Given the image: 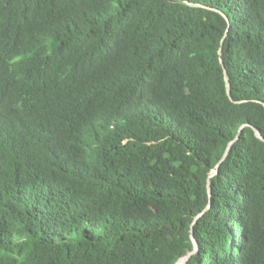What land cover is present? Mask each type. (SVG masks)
Segmentation results:
<instances>
[{"label":"trees","instance_id":"trees-1","mask_svg":"<svg viewBox=\"0 0 264 264\" xmlns=\"http://www.w3.org/2000/svg\"><path fill=\"white\" fill-rule=\"evenodd\" d=\"M191 252L264 264V0H0V264Z\"/></svg>","mask_w":264,"mask_h":264},{"label":"water","instance_id":"water-1","mask_svg":"<svg viewBox=\"0 0 264 264\" xmlns=\"http://www.w3.org/2000/svg\"><path fill=\"white\" fill-rule=\"evenodd\" d=\"M228 94H230V92L228 91ZM241 131V129L239 130V132ZM239 134V133H238ZM258 135V137H259V134H257ZM228 150H229V147L227 148V151H226V153H225V156H226V154H227V152H228ZM225 156H224V158H225ZM223 158V159H224ZM216 172V171H215ZM215 173H213L211 176H213ZM193 239V238H192ZM193 242H194V244H195V250H196V248H197V245H196V242L194 241V239H193ZM194 250V251H195ZM193 251V252H194ZM193 252H191V253H189V254H187L185 257H183V258H181L176 264H185L186 262H187V260H188V258H190V256L193 254Z\"/></svg>","mask_w":264,"mask_h":264}]
</instances>
